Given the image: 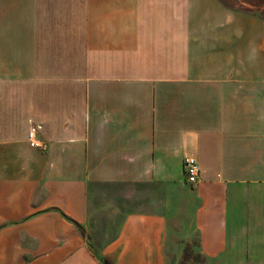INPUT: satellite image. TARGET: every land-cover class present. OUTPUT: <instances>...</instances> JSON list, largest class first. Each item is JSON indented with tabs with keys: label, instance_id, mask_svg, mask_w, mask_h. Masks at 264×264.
Returning <instances> with one entry per match:
<instances>
[{
	"label": "crops",
	"instance_id": "1",
	"mask_svg": "<svg viewBox=\"0 0 264 264\" xmlns=\"http://www.w3.org/2000/svg\"><path fill=\"white\" fill-rule=\"evenodd\" d=\"M251 6L0 0V264H264Z\"/></svg>",
	"mask_w": 264,
	"mask_h": 264
},
{
	"label": "built area",
	"instance_id": "2",
	"mask_svg": "<svg viewBox=\"0 0 264 264\" xmlns=\"http://www.w3.org/2000/svg\"><path fill=\"white\" fill-rule=\"evenodd\" d=\"M40 125L32 124L27 133V140L32 147L46 149V143L38 137ZM183 173L190 184H195L198 180L200 167L197 159L193 156H186L183 159Z\"/></svg>",
	"mask_w": 264,
	"mask_h": 264
},
{
	"label": "rangeland",
	"instance_id": "3",
	"mask_svg": "<svg viewBox=\"0 0 264 264\" xmlns=\"http://www.w3.org/2000/svg\"><path fill=\"white\" fill-rule=\"evenodd\" d=\"M252 6L247 7L249 9L260 10L262 16H264V0H247ZM256 7V8H254ZM176 264H205L206 260L195 250L192 245L187 244L182 252L180 258L174 259ZM173 260V261H174Z\"/></svg>",
	"mask_w": 264,
	"mask_h": 264
},
{
	"label": "trees",
	"instance_id": "4",
	"mask_svg": "<svg viewBox=\"0 0 264 264\" xmlns=\"http://www.w3.org/2000/svg\"><path fill=\"white\" fill-rule=\"evenodd\" d=\"M102 264H110L108 260L103 259Z\"/></svg>",
	"mask_w": 264,
	"mask_h": 264
}]
</instances>
